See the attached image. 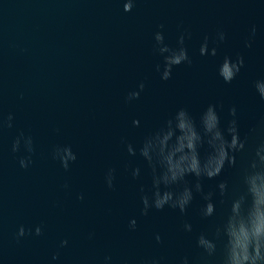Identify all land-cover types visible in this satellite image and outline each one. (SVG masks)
Wrapping results in <instances>:
<instances>
[{
    "label": "water",
    "instance_id": "1",
    "mask_svg": "<svg viewBox=\"0 0 264 264\" xmlns=\"http://www.w3.org/2000/svg\"><path fill=\"white\" fill-rule=\"evenodd\" d=\"M161 23L172 45L185 29L191 33L186 43L193 62L175 66L168 80L156 72L160 58L152 51ZM217 30L227 34L217 56H200L204 35ZM237 54L245 64L225 83L217 64ZM258 77H264V0H136L130 12L123 0H0V115L14 114L13 127L0 129V264H104L106 255L111 264L152 258L177 264L185 255L191 264H211L196 246V236L214 222L200 217L201 196L184 214L165 207L142 215L139 187L150 184V176L122 139L139 143L181 106L198 116L209 103L221 104L226 122L234 105L246 148L236 154L235 167L202 183L205 191L221 179L237 186L240 168L264 141V99L252 87ZM141 80L146 87L139 99L125 102ZM20 131L34 141L26 169L19 158L27 153L11 151ZM58 144L77 153L67 171L51 157ZM126 164L141 166V178L133 179ZM109 167L117 169L112 189L104 179ZM133 217L135 230L128 226ZM184 220L192 232L182 230ZM21 225L26 234L18 238ZM63 239L68 244L60 247Z\"/></svg>",
    "mask_w": 264,
    "mask_h": 264
},
{
    "label": "clouds",
    "instance_id": "2",
    "mask_svg": "<svg viewBox=\"0 0 264 264\" xmlns=\"http://www.w3.org/2000/svg\"><path fill=\"white\" fill-rule=\"evenodd\" d=\"M136 0H123V10L130 12ZM165 25L159 24L153 34V54L160 58L155 70L162 80L172 76L175 66L192 64V56L186 41L191 39V33L185 29L175 43L166 42ZM256 34L253 25L244 46L250 48ZM226 33L217 30L215 36L205 34L199 45L200 56L216 57L219 46L226 40ZM211 45V46H210ZM244 57L237 54L235 59L224 55L217 64V74L225 83H231L244 66ZM144 80L130 89L125 102L138 100L145 90ZM261 99H264V77L252 81ZM221 104L209 103L198 116L193 115L188 107H178L166 119L154 128L148 130L139 143L122 139L125 151L129 156H138L145 164L150 184L139 187L140 209L142 215H148L150 209L163 210L165 207L178 209L181 214L187 212L196 194L204 201L200 208L202 219L212 218L211 229L200 232L196 236V246L205 261L211 264H264V141L258 142L252 150L250 159L239 170L237 186H230L228 179H221L215 190H204V179L220 177L226 167H235L236 154L245 150L248 137L241 138L237 109L233 105L228 109L232 117L222 122ZM14 114L0 115V129L13 127ZM134 127H139L140 121H132ZM59 132V129H56ZM204 150L203 155L201 150ZM23 150L26 155L19 158L21 168H28L32 163L35 151L33 137L20 131L12 142L11 151L17 153ZM52 159L58 161L67 171L77 160V153L71 144L54 145L51 151ZM130 170L133 179L142 176L141 166L125 165ZM115 167H109L105 172V183L109 189L115 187ZM195 177L190 183L188 177ZM63 187L67 188L65 184ZM83 199V194L80 195ZM218 204L220 209L218 211ZM129 228H137L136 218L129 220ZM182 230L192 232V224L188 220L182 222ZM42 226L35 227V234H42ZM25 227L21 225L17 237L25 235ZM157 242L161 241L159 233L155 235ZM68 244L67 239L60 241V247ZM59 252L53 255L57 259ZM112 257L106 255L104 264H111ZM146 264H161V259L152 258ZM177 264H191L187 255L182 256Z\"/></svg>",
    "mask_w": 264,
    "mask_h": 264
}]
</instances>
